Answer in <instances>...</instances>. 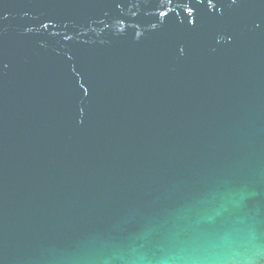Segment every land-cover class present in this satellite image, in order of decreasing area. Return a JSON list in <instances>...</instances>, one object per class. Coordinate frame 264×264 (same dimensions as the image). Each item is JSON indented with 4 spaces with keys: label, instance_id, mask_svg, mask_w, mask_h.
I'll return each mask as SVG.
<instances>
[{
    "label": "water",
    "instance_id": "obj_1",
    "mask_svg": "<svg viewBox=\"0 0 264 264\" xmlns=\"http://www.w3.org/2000/svg\"><path fill=\"white\" fill-rule=\"evenodd\" d=\"M0 264H264V0H0Z\"/></svg>",
    "mask_w": 264,
    "mask_h": 264
}]
</instances>
